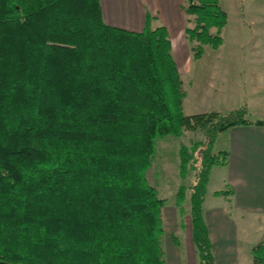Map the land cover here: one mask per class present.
Segmentation results:
<instances>
[{
	"label": "trees",
	"instance_id": "1",
	"mask_svg": "<svg viewBox=\"0 0 264 264\" xmlns=\"http://www.w3.org/2000/svg\"><path fill=\"white\" fill-rule=\"evenodd\" d=\"M221 1L186 0L195 59L223 44ZM184 97L165 27L108 25L101 0H0V264H167L168 203L147 174L159 140L197 129L203 141L179 146L193 181L175 206L189 200L196 264H216L203 215L211 171L229 163L216 139L264 121L187 116ZM251 256L264 264V235Z\"/></svg>",
	"mask_w": 264,
	"mask_h": 264
},
{
	"label": "crops",
	"instance_id": "2",
	"mask_svg": "<svg viewBox=\"0 0 264 264\" xmlns=\"http://www.w3.org/2000/svg\"><path fill=\"white\" fill-rule=\"evenodd\" d=\"M247 2L221 1V7L228 14V24L233 16L244 28L256 25L254 19L246 21V17L255 12V5ZM185 5L186 0H101L103 18L108 25L140 32L148 19L153 29L166 28L172 55L186 91L183 100L185 115L224 114L232 110L228 108L230 102L225 98V91H218L216 84L202 92L199 85L206 62L211 72H243L253 81L249 85L253 105L252 108L249 104L246 106L251 113L250 120L264 121V50H224L222 45L212 49L213 53L207 59L209 47H206L204 55L195 59L192 44L185 34L186 28L192 27L194 22L193 17L184 11ZM185 76L190 79L188 89L183 79ZM215 150L227 151L229 163L212 169L203 215L209 228L216 264H239L241 245L249 239L259 242L257 237L264 233V126L233 127L219 134ZM230 190L233 191L231 195L215 196L216 192Z\"/></svg>",
	"mask_w": 264,
	"mask_h": 264
},
{
	"label": "rangeland",
	"instance_id": "3",
	"mask_svg": "<svg viewBox=\"0 0 264 264\" xmlns=\"http://www.w3.org/2000/svg\"><path fill=\"white\" fill-rule=\"evenodd\" d=\"M247 3L255 5V12L254 15L246 17V21L250 22L254 19L257 23L256 25L251 24L248 28H244L242 27L244 26L242 23H237L233 16H231L230 23L225 27L222 33L224 43L222 45L224 50H264V0H248ZM211 53H213L212 48L209 47L206 52L207 59ZM204 65L205 68L204 72H202L200 81L201 85H199L202 92L211 89V87L216 84L218 91H225V98L230 102L228 108H231V111L242 108H246L248 111L247 104L251 105L250 108H252L253 100L252 89L250 86L253 81L247 78L242 71H240L242 72V75L236 71H229V73H224L221 70L211 72L210 65L206 62H204ZM183 79L185 80L186 88L188 89L190 79L187 76ZM183 89L185 91L184 85ZM247 117L251 119V113H249V111ZM204 139V130L197 129L193 131H184L179 139L169 136L159 140L157 143L155 160L147 174L149 183L156 188L159 196L166 199L168 203L163 208V220L166 231L163 240V248L167 256V264L197 263L194 246L190 238L189 200L184 203V215L181 216L179 214V209L175 206V195L181 185L188 187L193 181V173H191L185 181L181 180L179 177L178 152L180 144L183 143L186 146L191 147L194 143L203 141ZM261 234L264 235V233H260L257 237L260 241L263 238V236L261 237ZM173 235L178 237L180 247H176L173 244L171 238ZM256 242V240L249 239L246 240L244 245H241L240 249L242 255L239 264H253L251 250L252 247L258 243Z\"/></svg>",
	"mask_w": 264,
	"mask_h": 264
}]
</instances>
